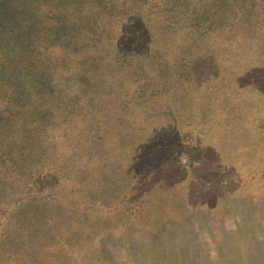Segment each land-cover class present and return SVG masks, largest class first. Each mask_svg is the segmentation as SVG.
<instances>
[{
    "label": "trees",
    "instance_id": "obj_1",
    "mask_svg": "<svg viewBox=\"0 0 264 264\" xmlns=\"http://www.w3.org/2000/svg\"><path fill=\"white\" fill-rule=\"evenodd\" d=\"M262 36L264 0H0V264L100 261L99 188L119 194L158 146L206 130L155 131Z\"/></svg>",
    "mask_w": 264,
    "mask_h": 264
},
{
    "label": "rangeland",
    "instance_id": "obj_2",
    "mask_svg": "<svg viewBox=\"0 0 264 264\" xmlns=\"http://www.w3.org/2000/svg\"><path fill=\"white\" fill-rule=\"evenodd\" d=\"M234 52L244 61L212 82L209 97L186 98L181 121L157 116L155 131L173 143L190 116L210 126L158 146L119 194L112 184L99 188L107 229L92 264H264V48ZM166 103L175 114L177 104ZM138 153L123 150L121 170ZM91 172L97 178V166Z\"/></svg>",
    "mask_w": 264,
    "mask_h": 264
}]
</instances>
